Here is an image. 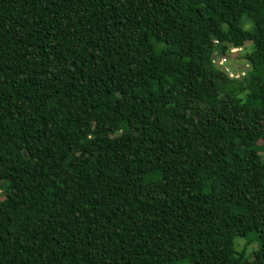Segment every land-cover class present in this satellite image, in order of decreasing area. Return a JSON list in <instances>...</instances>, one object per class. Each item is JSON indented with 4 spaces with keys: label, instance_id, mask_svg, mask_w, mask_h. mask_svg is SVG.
Returning <instances> with one entry per match:
<instances>
[{
    "label": "trees",
    "instance_id": "obj_1",
    "mask_svg": "<svg viewBox=\"0 0 264 264\" xmlns=\"http://www.w3.org/2000/svg\"><path fill=\"white\" fill-rule=\"evenodd\" d=\"M0 264H264V0H0Z\"/></svg>",
    "mask_w": 264,
    "mask_h": 264
},
{
    "label": "rangeland",
    "instance_id": "obj_2",
    "mask_svg": "<svg viewBox=\"0 0 264 264\" xmlns=\"http://www.w3.org/2000/svg\"><path fill=\"white\" fill-rule=\"evenodd\" d=\"M243 28L246 30H251L252 26L249 23L248 20L243 19ZM249 44L245 45V47L236 52L235 54L231 55V56H226L228 58L227 61H225L222 64L223 70H226L228 72V74H232L233 73H240V72H244L245 71V62L242 59L243 54L249 49ZM216 52L221 53V45L218 44L215 47ZM223 52V50H222ZM222 58V57H221ZM247 69V68H246ZM255 135H259L261 134V131H254L253 132ZM245 240H242L240 238H236L234 241V248L237 251L243 250L245 247ZM258 246L257 242H254L253 244H251L250 246H246L245 250L246 252H249L253 249H256V247Z\"/></svg>",
    "mask_w": 264,
    "mask_h": 264
},
{
    "label": "built area",
    "instance_id": "obj_3",
    "mask_svg": "<svg viewBox=\"0 0 264 264\" xmlns=\"http://www.w3.org/2000/svg\"><path fill=\"white\" fill-rule=\"evenodd\" d=\"M213 44L215 46L218 45L217 41H213ZM242 49H243V47H230V48H227L226 51L223 54L219 53V55L218 54L215 55V59L212 62L213 63L215 62L217 64V66L222 70V72L224 74H226V76L228 78L238 79V78L244 76L245 72L249 69L248 64L245 61H244L245 62V71L244 72H240V73H233V75L232 74H228V72L226 70H223L222 64L225 61L228 60V58L226 57L227 55L231 56V55L235 54L236 52H238V51H240Z\"/></svg>",
    "mask_w": 264,
    "mask_h": 264
}]
</instances>
